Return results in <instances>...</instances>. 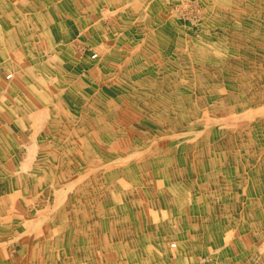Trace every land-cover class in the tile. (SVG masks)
<instances>
[{
    "label": "rangeland",
    "instance_id": "rangeland-1",
    "mask_svg": "<svg viewBox=\"0 0 264 264\" xmlns=\"http://www.w3.org/2000/svg\"><path fill=\"white\" fill-rule=\"evenodd\" d=\"M122 4L117 7L125 25L124 33L132 31L133 22L145 20L148 13V30L158 32L154 41L163 50L151 60L138 59L132 65L131 74L127 71L121 73L120 79L124 84L119 91H127L126 95L130 97L135 93V97L128 98V102L121 107L122 102H119L114 110L111 105L104 126L110 130H113L112 125L117 127L121 130L120 135L118 132L107 133L99 127L94 128L92 136L89 133L86 138L91 143L90 147L93 145L96 151L109 156L120 154V139L129 138L136 145V152L143 153L147 163L157 168L144 169V166L135 164V172L132 171L130 176H117L119 182L118 179H106L108 183L105 181V186L102 185L105 190H101V197L97 198L101 206L96 209L105 211L100 231L101 256L88 264H123L127 261V254L133 258L131 262L134 261V264H264V215L262 218L255 213V210H264V181H261L264 178V122H260V116L253 112L247 117L238 112L240 107L244 109L243 103L254 111L264 97V0H139L138 3L137 0H124ZM127 5L132 11L125 10ZM26 6L24 10L30 11L28 16L39 13L38 9L33 11L28 3ZM48 8L52 9L51 6ZM39 10L46 13L43 6ZM98 10L99 18L104 22V34L113 35V38L110 36L108 41L103 38L94 42L85 41L72 49L73 58L78 63L87 58V51L98 52L101 60L97 71L101 74L103 70L111 71L109 64L111 59L114 60V53L107 51L112 50L113 43L121 36L114 33L117 17H114L105 0L98 5ZM242 12L245 15L238 23L235 21L236 14ZM128 39H132L131 34ZM144 47L143 41L137 44L136 55L146 56L141 51ZM126 59L127 55H124L122 63ZM66 62L60 66L52 65V76L42 78L46 91L52 96L51 101L55 103H59L60 99L67 100L69 89L64 88L62 83L71 80L73 75L66 70ZM35 76L42 77V71L37 70ZM8 78V71L6 74L1 64L0 91L1 80ZM45 80L53 83L48 85ZM19 95L17 91L9 92L11 100L18 99ZM228 107H232L231 116ZM95 117L91 115L92 125L97 122ZM0 120L11 129L1 106ZM236 125L237 132L212 135L222 127ZM241 128H244L243 131L238 132ZM72 156L79 158L77 152ZM64 158L62 163L66 161ZM144 158L137 153L133 161ZM207 159L212 160L209 166L199 163ZM161 160L166 162L167 174L164 170L159 171L162 162L156 161ZM62 163L58 162L54 167L60 177L69 170L67 165L58 166ZM123 178L130 181L131 190L126 188ZM240 183L253 188L254 193H250L249 198L259 207L251 206L250 202L245 204L246 196L238 195ZM137 185L140 194L136 200L144 203L136 202L133 210L123 213L131 218L141 214L127 223L130 228L136 229L132 237H151L152 254L145 249V244L150 245L146 240L142 244L137 241L130 254L125 252L119 243L120 238L113 234L120 227L111 221L119 218V210H123L125 205H121L115 197L125 195L127 198L123 201H130L133 188L136 189ZM163 185L170 189L166 195ZM192 186L197 191L202 188L206 192L205 196L209 198L205 199V204L211 209L191 210V206L201 204L197 194L192 193ZM112 190H116L114 196ZM214 191L217 195L211 197L209 193ZM40 195L44 197L45 193ZM2 196L0 184V200ZM34 200L37 203L38 198ZM43 201L47 203L48 199L39 200L41 204ZM147 204H151L150 208L154 210L145 208ZM33 206L30 203L24 209L34 210ZM119 206L122 207L119 209ZM217 219L224 222L215 226ZM199 221L204 224L193 225ZM89 223L92 222L84 226ZM74 243L75 247L77 241ZM9 247L6 253L14 256L15 264H20L23 247L16 242ZM157 250H160V255L153 252ZM206 257L212 261L205 263Z\"/></svg>",
    "mask_w": 264,
    "mask_h": 264
},
{
    "label": "bare ground",
    "instance_id": "bare-ground-1",
    "mask_svg": "<svg viewBox=\"0 0 264 264\" xmlns=\"http://www.w3.org/2000/svg\"><path fill=\"white\" fill-rule=\"evenodd\" d=\"M123 1L124 0H105L107 5L112 8L114 17H117L115 20L113 18L115 22L113 26L114 33L121 36L115 44L113 43L112 50L107 51L108 53L112 51L114 53V60L109 59L110 64L108 63L111 67V71L108 72L103 70L101 74L100 71H97V66L100 64L99 60L101 59L99 58L100 55L98 52H93V54H90L91 57L89 59L93 60L94 58V64H90L88 58L84 59L83 63H80L84 67L83 73H87V75L83 76L84 74H82V77H79V73L76 72L78 69L76 68V74L71 73L73 75L71 80L68 79V82L65 81V83H62V86L68 88L69 92L67 94V100L60 99L59 103L51 101L52 96L48 93L49 91H46L44 87L46 83L43 82L42 78L44 79V76L51 75L52 70L50 68H52V65L60 66L62 63H65V61H67L65 64L66 66L70 63L74 64L73 61H70L73 60L72 56L74 51L72 48L80 40L89 39L94 42L100 38H103L105 41H108L111 37L113 38V35L106 36L104 34V22L99 18L100 11L98 10V5L102 3V0H31V9H38L37 11H39V13L28 16V12L30 11H19L18 16L22 21L20 24L21 29L25 35L29 33L32 40L35 41L39 49V54L37 56L34 54L30 55L27 53L30 48L27 49L26 53L30 56L31 62H29V64L31 66L29 68H24V71H19L14 74L13 78V82L23 94L25 102L23 108H18L17 117H20V119H18L17 122L18 125L22 123L29 128V138H31V140L22 146V151H18L20 155H22V152L25 153L24 160L18 157L16 161H13L14 155L11 160H9L13 162V164L8 166V169H11L10 174L15 176L18 182L15 181L14 183L18 192L12 191V196L13 199H15L25 194V197H28V200H25V207L30 204V201L35 202L32 197L38 196V191L39 193H45L48 199V205L39 208L36 215L28 216V219L16 220V223H14L11 217H8V226L4 227L5 230L8 231V235H11L10 228L14 225L13 230H15V232H13V236L21 239L23 243L21 246L23 247L24 264L29 261H31V264H77L78 262L80 264H88L90 260L101 256L100 231H102V221L104 220L105 211L96 209L101 206L97 203V198L101 197V190H105V187L103 188L102 185L105 186V181L108 183L106 180L107 178H112L111 180L117 181V176H126L127 174L130 176L132 171L135 172L137 167L135 164L144 166V169L148 167V169L151 170L152 167L154 169L157 168V166L147 163V158H144L143 153L136 152V145L133 144L132 140H129V138L123 137L120 139L118 145L122 146L119 147L122 148L120 151L121 153L110 156L98 150L96 151L93 145L90 147L91 143L86 138V135L89 133L92 136L94 128L97 129L99 127L108 131L107 133L116 132L117 134L118 132L120 135L121 130H118L117 127L115 128L112 125L111 129L113 130H110L104 128V126L106 124V116H109V111L107 110L111 105L112 110H114L115 106L120 104L119 102H122L120 104L121 107L128 102V98L133 99L135 97V93L130 97L126 95L127 91H123V89L119 91L120 87L124 84L120 79L121 73L127 71V73L131 74L132 65H134L138 59L148 61L149 58V60H151L157 56L158 52L163 50L160 48V45L154 41V36H156L158 32L148 30V25H146L147 21H149L148 13H146L145 20L141 21L139 19L137 22H133L135 26L132 31L124 33L125 25L123 24V19H121L117 7L120 6ZM138 2L139 0H137V3ZM40 6L44 7L46 13H41L39 10ZM49 6L52 7L51 10L48 8ZM114 7H116V11ZM130 7L129 5L125 6V10L129 12V9L133 8ZM102 13L103 12H101V14ZM243 15H245L243 12L242 14L237 13L235 21L239 23ZM46 28L48 30H45ZM129 34L132 35L131 40L128 39ZM148 36H150V38H148ZM37 39H40V41ZM142 41L145 43L146 47L141 51L145 52L146 56H144V54L143 56L136 55L134 52L137 44ZM139 53L140 52L137 54ZM124 55H127V59L125 63H122ZM22 56H24V52L19 53L16 57L20 59ZM156 63H158V61H156ZM165 67L164 64L163 68ZM35 69L40 70V72L42 71V77L40 76L34 80L32 74ZM74 78L75 80L73 81ZM86 81H89V83ZM48 82V85L52 83V81L49 80ZM242 105L244 109L240 107L239 113L247 117L253 112L252 114L260 116V122H264V97L259 101V105L255 106L254 111H252V108L249 109L246 104L243 103ZM117 111L118 110L115 112ZM227 111L230 112L231 116L233 112L232 107H228ZM92 114L96 116L95 121H97L93 125L90 121L92 120ZM214 123H216V121H214ZM238 125H236V127H222L212 132V135L230 133V131H233L232 133L237 132ZM243 129L244 128H241L238 132H242ZM6 131V127L0 124V146L3 147L0 148V154L3 155H8L9 153V150L5 151L7 141L11 144L14 143L10 136L6 134ZM262 135L264 136V130H262ZM73 137L75 139L77 138V140H74ZM73 140L75 142H73ZM10 152L14 153L15 151L11 150ZM75 152L78 153L79 158L72 156ZM137 153L144 159H138L134 162L133 158H135ZM63 156L66 157L64 158L66 161L62 163ZM202 160L199 161V163L203 162L202 164L207 166L210 165L209 162H212L211 159H207L208 161ZM58 162L63 165L68 163L69 166V171H65L61 177L54 168V165ZM156 162H162V165H159V171L164 170V174H167L169 170L167 169L166 162H164V160ZM4 170L6 169L3 165H0L1 174H4ZM181 173L184 175L183 171ZM128 177L127 179H129ZM45 180H47V182L49 181V184H47ZM122 180L127 184L125 185L126 188L131 190V187L128 185L130 181L124 178ZM234 180L237 182V179ZM261 181H264V178H262ZM242 185L244 184H239L241 187L239 190L240 194L238 193V195H245V202H250V204H252L251 206L259 207L253 199L249 198L250 193H254V191H252L253 188ZM110 187L106 189L109 190ZM163 187L167 193L170 192V189H166L164 185ZM115 192L116 190H112L113 196ZM139 194L137 185L136 189L133 188L132 199H130V201H123L127 198L125 195H119L118 198L115 197L121 202V205H125L123 206V210H119V218L111 221V223L113 222L120 227L118 230L116 228L113 234L115 236L117 235L118 239L120 238L119 243L125 248V252L129 254L132 250V246L140 240L137 236L132 237L136 234V231L130 228L127 223L134 220V217H128L123 212L133 210L132 207H134V204L139 202L136 200ZM94 198L95 201L93 202ZM139 203L143 202L141 201ZM117 204L120 205L119 203ZM150 205L151 204H148V210H154L150 208ZM78 207L82 208V210H76ZM121 207L119 206V209ZM72 208H74V210ZM116 210L117 207L115 208V211ZM192 210H195V208H192ZM108 213L110 214L111 211L109 210ZM258 214L259 211L257 215ZM263 215L264 213L261 214L262 218ZM78 218L79 220H77ZM86 221L92 223H89L88 226H84L87 224ZM262 225H264V220ZM88 236H92V238L88 239ZM76 241L77 245L74 247V242ZM124 241H126V244H123ZM127 257V261L122 263L124 264L127 262V264H134V261L131 262L133 258H130L128 254ZM205 260L209 262L212 261L209 257H206Z\"/></svg>",
    "mask_w": 264,
    "mask_h": 264
},
{
    "label": "crops",
    "instance_id": "crops-1",
    "mask_svg": "<svg viewBox=\"0 0 264 264\" xmlns=\"http://www.w3.org/2000/svg\"><path fill=\"white\" fill-rule=\"evenodd\" d=\"M30 1L31 0L25 1L26 4L28 3V6L29 5L31 6ZM26 4L23 2V0H0V42H1V45H0V47H1L0 48V56H1L0 57V65L2 64L5 67L6 74L8 71V77H9L8 80L7 79L1 80L2 91H0V106L4 109L7 124H10L11 129L13 131H11V129H9L8 126L6 127L5 121L0 120V124L2 126L6 127V129H7L6 134H8L14 142L13 144H11L9 141H7L5 151L9 150L8 155L0 154V158H1L0 159V165L1 166L3 165V167L6 169V170H4V174L0 173V184L2 186V193H3V196L1 198L2 200H0V264H15L14 256H9L6 253V251L10 248L9 244H11L13 242L18 243L19 245L23 244L21 239H18L15 236H13V232H15V230H13L14 225L10 228L11 229L10 233H12L11 235H8L9 234L8 231L5 230L4 227L8 226V217H11L14 220V223H16V220L25 219V218L28 219V216L36 215L39 211L38 210L39 208H43V207H46L48 205V202L46 203L45 201H43V204H41L39 202V200H41V199L44 200L46 198V196L42 197L40 195L41 193H39V191H38V193H37L38 196L32 197V199L38 198L37 204L35 202L30 201L31 205L35 206V209L34 210H31V209L25 210L24 209L25 208V200L27 201L28 197H25V194H24V196L16 197L15 199H13L12 191L18 192V189L14 184L17 178H15V176L10 174L11 169H8V166L10 164H13L12 161L11 162L9 161V160H11L13 155H14L13 161H16L18 157L23 158V160L25 159V153L22 152V155H20L19 152L23 150L22 146H24L26 143H28L31 140V138H29V135H30L29 128H27V126H24L22 123H20L18 125V122H17V120L20 119V117H17L18 108L19 107L23 108V105L25 104V102H24L23 94L20 92L19 88L13 82L14 74L18 73L19 71H24L23 70L24 68H29L31 66L29 64V62H31L30 58H29L30 56L27 55V53L30 55L34 54L35 56H36V53H37V55L39 54V49L36 46L35 41L32 40L29 33L27 35H25L23 33V30L21 29L20 24L22 21L20 20V17L18 16V14H19V11H22L27 7ZM9 5H10V7H9ZM85 41H90V40L89 39L83 40V41L80 40L74 46L77 47L80 43H82V45H83L85 43ZM34 44H35V48H34ZM82 45H81V48L85 49V47ZM27 49H29V51L26 53ZM21 52H24V56H22L20 59H18L16 56ZM86 54H88V56H87L88 62L90 64L91 63L94 64V61L89 59V57H91L90 54H93V52L91 50H89L86 52ZM25 55H26V57H25ZM1 59H2V62H1ZM72 59L73 60H70V61H73L74 64L70 63L67 66H65L66 70H68L70 73L76 74L75 69L77 68L78 70L76 72L81 74V75L78 74L79 77H82V74H84L83 76H86L87 73H83L84 67L80 63L75 62L73 56H72ZM25 61H27V62H25ZM87 66H90V65H87ZM36 72H37V69H35V71L32 74V77H34V80L37 78L35 76ZM46 75H47V73H46ZM48 76L50 78L52 75H48ZM88 78H90V77H88ZM86 82L89 83V81H86ZM10 90L13 92L17 91L18 94H20L18 99H13L14 102H13V100H11V98H9L10 97L9 96ZM2 112H3V110H2ZM13 118H14V120H13ZM0 148H3V147L0 146ZM11 150L15 151V152L14 153L10 152ZM65 164L68 166V163H65ZM65 164L64 165L60 164L58 166H62V165L66 166ZM54 167H56V165H54ZM45 181L47 182V180H45ZM22 183H24V182H22ZM47 184H49V181L47 182ZM193 188H195V187H193V186L191 187V190H193L192 193L197 194V197L199 199V203H201V204L200 205L197 204L195 207H194V205L191 206V210H192V208H195V210H204L206 208H210L209 205L205 204V199L208 200V198H209V197L206 198V196H205L206 192L203 191L202 188L199 191H197ZM9 189H10V191H9ZM166 194H167V192L165 193V195ZM209 195L211 197H213L214 195H217V193L214 191V192H210ZM214 198H216V197H214ZM202 204H204L205 207ZM245 204H246V202H245ZM28 205H30V204H28ZM145 208H148V204L146 205ZM210 211L211 210H207V212H210ZM258 211H259V215L264 213V210H255L256 213H258ZM139 215H141V214H135L133 217L139 216ZM222 221H223L222 219H217L215 221L214 225L219 226L222 224ZM203 224H204L203 222L199 221L193 225L194 226H200ZM16 229H18V228H16ZM137 238L141 241L140 244H142L143 241H145V240L150 243V245L145 244V246H147L145 249L148 252H150V254H152L151 248L153 247V244H151V241H152L151 237L150 236L137 235ZM6 246H7V248H6ZM209 250L211 251V249H209ZM177 251H178V249L176 250V253H177ZM153 252L154 253L156 252L159 255L161 254L160 250L153 251ZM22 258L23 259H22L20 264H24V254L23 253H22ZM206 262H207V260H205V263ZM26 264H31V261L26 262ZM162 264H166V263L163 262ZM200 264H202V263H200Z\"/></svg>",
    "mask_w": 264,
    "mask_h": 264
}]
</instances>
